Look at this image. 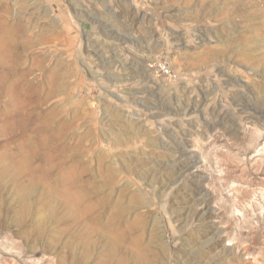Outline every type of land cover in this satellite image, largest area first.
<instances>
[{"label": "rangeland", "instance_id": "rangeland-1", "mask_svg": "<svg viewBox=\"0 0 264 264\" xmlns=\"http://www.w3.org/2000/svg\"><path fill=\"white\" fill-rule=\"evenodd\" d=\"M0 39V264H264V0H0Z\"/></svg>", "mask_w": 264, "mask_h": 264}, {"label": "bare ground", "instance_id": "bare-ground-1", "mask_svg": "<svg viewBox=\"0 0 264 264\" xmlns=\"http://www.w3.org/2000/svg\"><path fill=\"white\" fill-rule=\"evenodd\" d=\"M258 2H259V1H258ZM248 4H249V3H248ZM253 4H254V3H253ZM255 5H256V4H255ZM256 7H257V6H256ZM260 7H261V6H260ZM262 11H263V10H262ZM254 12H255V11H254ZM255 13H256V12H255ZM252 14H253V13H252ZM259 14H260V13H259ZM2 32H3V31H2ZM2 32H1V33H2ZM5 34H6V33H5ZM5 34H4V35H5ZM1 35H2V34H1ZM3 41H4V40H3ZM3 41L0 39V52H2V51L4 50V47H5ZM5 42H6V41H5ZM6 47H7V46H6ZM9 48H10V46H9ZM7 49H8V47H7ZM1 50H2V51H1ZM7 52H8V51H7ZM8 53H9V52H8ZM2 54H3V53H2ZM6 55L8 56V54H6ZM9 56H10V55H9ZM3 57L5 58L4 55H3ZM10 57H11V56H10ZM14 60H15V59H14ZM4 61H5V60H4ZM1 62H2V60H1ZM6 62H7V61H6ZM6 62H4V65H5ZM11 63H12V62H11ZM2 64H3V63H2ZM2 64H1V65H2ZM6 64H7V63H6ZM22 75H23V74H22ZM4 76H5V75H4ZM4 76H3V77H4ZM3 77H2V78H3ZM4 79H5V78H4ZM18 80H19V79H18ZM9 82H10V81H9ZM12 82H13V80H12ZM1 84H2V83H1ZM35 84H36V83H35ZM30 85H31V84H30ZM1 86H2V85H0V88H1ZM11 86H12V85H11ZM13 87H14V85H13ZM21 88H22V87H21ZM36 88H38V87H36ZM36 88H35V89H36ZM39 88H40V87H39ZM14 89H15V88H14ZM20 90H21V89H20ZM15 91H16V90H15ZM33 91H34V90H33ZM33 91H32V92H33ZM4 92H5V91H4ZM12 92H13V91H12ZM51 93H52V90L49 89V90L47 91V94H45L46 97H48V95L50 96ZM18 94H20V93L18 92ZM21 94H22V93H21ZM24 95H25V94H24ZM36 95H37V94H35V98L37 99V96H36ZM46 97H45V98H46ZM35 98H34V99H35ZM22 99H23V98H22ZM36 99H35V102H36ZM43 99H44V98H43ZM13 100H14V99H13ZM39 100H40V99H39ZM41 100H42V98H41ZM23 101H24V100H23ZM16 103H17V102H16ZM19 103H20V102H19ZM42 103H43V102H42ZM42 103H41V104H42ZM22 105H23V103H22ZM37 106H38V105H37ZM20 107H21V105H20ZM38 107H39V106H38ZM16 108H17V107H16ZM31 109H32V108H31ZM20 111H21V110H20ZM33 111H34V110H33ZM26 113H27V112H26ZM28 113H29V112H28ZM31 113H32V112H31ZM37 115H38V114H37ZM34 116H36V115H34ZM38 118H39V117H38ZM38 118H37V119H38ZM24 119H25V118H24ZM33 119H34V117H33ZM35 119H36V118H35ZM30 120H32V119H30ZM38 120H39V119H38ZM34 121H35V120H34ZM31 122L33 123V120H32ZM35 122H36V121H35ZM37 126H38V124H37ZM51 135H52V134H51Z\"/></svg>", "mask_w": 264, "mask_h": 264}]
</instances>
